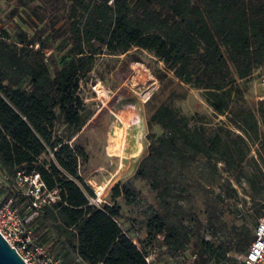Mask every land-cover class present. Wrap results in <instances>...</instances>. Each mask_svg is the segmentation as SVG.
Here are the masks:
<instances>
[{
  "label": "trees",
  "instance_id": "obj_1",
  "mask_svg": "<svg viewBox=\"0 0 264 264\" xmlns=\"http://www.w3.org/2000/svg\"><path fill=\"white\" fill-rule=\"evenodd\" d=\"M29 1L36 24L46 23L49 33L42 38L38 29L32 37L21 31L14 42L7 31L0 33V166L8 176L38 173L48 190L59 191L56 202L39 208L30 196L22 197L38 212L29 221L30 227L40 222L33 232L52 227L57 237L49 250L54 254L61 247L70 254L73 249L80 260L76 264H151L149 253L119 222L116 202L123 196L132 203L134 181L141 180L157 197L147 223L152 238L162 237V244L175 250L184 246L191 232L185 202L202 193L207 227L217 239L201 237V263L241 264L238 256L249 250L254 231L237 222L228 228L222 221L226 199L237 197L223 172L236 171L237 181L256 184L243 162L251 143L262 139L242 84L264 64V0ZM57 40L69 48L52 71L53 59L45 50ZM134 47L159 58L181 83L203 89L215 114L226 116L240 132L225 124L193 122L168 102L177 96L171 92L148 118L147 153L137 170L114 185L112 203L97 206L89 200L93 187L80 174L89 153L78 134L93 116L81 82L101 56L126 54Z\"/></svg>",
  "mask_w": 264,
  "mask_h": 264
},
{
  "label": "rangeland",
  "instance_id": "obj_2",
  "mask_svg": "<svg viewBox=\"0 0 264 264\" xmlns=\"http://www.w3.org/2000/svg\"><path fill=\"white\" fill-rule=\"evenodd\" d=\"M28 5L34 4L29 0H0V33L7 31L10 42L16 41V35L21 31H26L32 37L38 29L42 38L48 37L46 23L37 25ZM49 43L51 49L45 51L50 52L53 59H49L53 71L56 67L54 61L58 63L62 60L69 47L64 40ZM242 85L245 87L244 103L255 113L262 139L251 143V151L243 162L246 173L254 177L256 184L253 186L244 178L241 182L237 181L236 171L232 175L223 172L224 177H230L232 186L237 189V197L226 199L221 219L228 228L237 222L247 225L253 232L264 211V64L257 67ZM173 91H176L177 96L168 100ZM80 92L93 111V116L78 134V140L89 153V160L80 167V174L91 187L110 181L105 196L109 203L114 201V185L132 177L140 160L146 155L147 134L150 131L147 121L154 108L163 101L168 100L177 110L192 118L193 122L205 123L208 127L225 124L232 131L240 132L226 116L215 114L204 98L203 89L181 83L159 58L137 47L126 54L98 58L95 69L82 80ZM153 131L161 132L158 127H154ZM220 168L223 171L222 164ZM134 183L137 194L132 203H128L123 196L116 199L121 208L119 222L135 243L149 253L148 261L151 264H203L198 257L197 246L201 237L214 241L217 239L211 236L207 227L208 214L203 194L198 193L195 199L185 202L183 215L191 230L190 240L175 250L162 244V237L155 239L150 236L147 223L157 208L156 193L145 181L135 180ZM28 187L27 182L20 181L16 176H8L0 166V197L4 201L12 198L22 218L35 216L29 202L22 198L26 196ZM31 225L32 229H36L40 227V222ZM34 234L48 248L57 237L52 227L40 228ZM53 252L63 264L80 261L73 249L70 254H66L61 247ZM229 255H233V252ZM243 256H238L240 262ZM207 264H213V260Z\"/></svg>",
  "mask_w": 264,
  "mask_h": 264
},
{
  "label": "built area",
  "instance_id": "obj_3",
  "mask_svg": "<svg viewBox=\"0 0 264 264\" xmlns=\"http://www.w3.org/2000/svg\"><path fill=\"white\" fill-rule=\"evenodd\" d=\"M16 178L29 184L25 194L33 199L34 207L39 208L44 202L54 203L59 198V191L48 190L38 173L27 175L23 171H18ZM109 185L110 181L104 185L93 186L94 194L89 197L90 203L97 206L110 204L105 199ZM37 214L38 212L35 211L34 215ZM30 218L21 217L13 207L12 198L4 201L0 197V233L24 261L27 264H61L49 248L39 242L29 225ZM241 264H264V211L255 226L254 239L249 250L244 254Z\"/></svg>",
  "mask_w": 264,
  "mask_h": 264
},
{
  "label": "water",
  "instance_id": "obj_4",
  "mask_svg": "<svg viewBox=\"0 0 264 264\" xmlns=\"http://www.w3.org/2000/svg\"><path fill=\"white\" fill-rule=\"evenodd\" d=\"M0 264H27L0 233Z\"/></svg>",
  "mask_w": 264,
  "mask_h": 264
},
{
  "label": "crops",
  "instance_id": "obj_5",
  "mask_svg": "<svg viewBox=\"0 0 264 264\" xmlns=\"http://www.w3.org/2000/svg\"><path fill=\"white\" fill-rule=\"evenodd\" d=\"M138 118H139V116H138ZM139 120V119H138Z\"/></svg>",
  "mask_w": 264,
  "mask_h": 264
}]
</instances>
